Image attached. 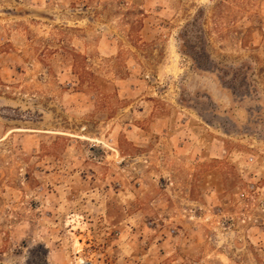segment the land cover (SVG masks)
Listing matches in <instances>:
<instances>
[{
    "label": "rangeland",
    "instance_id": "1",
    "mask_svg": "<svg viewBox=\"0 0 264 264\" xmlns=\"http://www.w3.org/2000/svg\"><path fill=\"white\" fill-rule=\"evenodd\" d=\"M263 200L264 0H0V264H264Z\"/></svg>",
    "mask_w": 264,
    "mask_h": 264
},
{
    "label": "built area",
    "instance_id": "2",
    "mask_svg": "<svg viewBox=\"0 0 264 264\" xmlns=\"http://www.w3.org/2000/svg\"><path fill=\"white\" fill-rule=\"evenodd\" d=\"M251 188L252 189H255L256 188V184H252L251 185ZM263 205H264V200H263ZM216 210V212H213V211H215ZM186 211H188V210H186ZM196 211H197V209H195V208H191L190 210H189V212H190V218H194V215H195V213H196ZM208 211H209V213H211V215H214V213H217V214H220L221 216H225V212H224V210H223V208L222 207H220V206H218V207H214V205H212V204H210V206H209V208H208ZM210 218H208V220H209ZM226 224H228V221H223L222 222V226L224 227V228H227L228 226L226 225ZM174 232H175V230H173Z\"/></svg>",
    "mask_w": 264,
    "mask_h": 264
},
{
    "label": "trees",
    "instance_id": "3",
    "mask_svg": "<svg viewBox=\"0 0 264 264\" xmlns=\"http://www.w3.org/2000/svg\"><path fill=\"white\" fill-rule=\"evenodd\" d=\"M187 42H188V41H187ZM185 43H186V41H185ZM185 43H182V44L180 45V48H181V50L183 51V53L186 52V48H187V45H186ZM186 54H187V53H186Z\"/></svg>",
    "mask_w": 264,
    "mask_h": 264
},
{
    "label": "bare ground",
    "instance_id": "4",
    "mask_svg": "<svg viewBox=\"0 0 264 264\" xmlns=\"http://www.w3.org/2000/svg\"><path fill=\"white\" fill-rule=\"evenodd\" d=\"M82 264H84V263H82Z\"/></svg>",
    "mask_w": 264,
    "mask_h": 264
},
{
    "label": "water",
    "instance_id": "5",
    "mask_svg": "<svg viewBox=\"0 0 264 264\" xmlns=\"http://www.w3.org/2000/svg\"><path fill=\"white\" fill-rule=\"evenodd\" d=\"M87 264H89V263H87Z\"/></svg>",
    "mask_w": 264,
    "mask_h": 264
}]
</instances>
